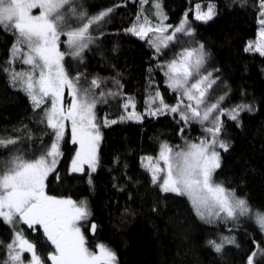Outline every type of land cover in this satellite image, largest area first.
<instances>
[{"label":"trees","instance_id":"16d2710c","mask_svg":"<svg viewBox=\"0 0 264 264\" xmlns=\"http://www.w3.org/2000/svg\"><path fill=\"white\" fill-rule=\"evenodd\" d=\"M154 2L149 0L142 6L140 0H76L77 13H86L85 20L109 8L113 11L100 26L90 29L95 39L84 51L83 62L66 57V65H70L72 75L83 74L82 84L99 78L105 92L122 93L97 105V120L102 125L105 118L119 121L129 97L140 114L146 113L147 101L156 91L165 103L175 105L177 94L168 88L164 70L157 65L167 63L185 47L199 48L203 44L206 63L202 71L211 72L216 81L208 92L209 102L223 96L220 108L226 112L241 104L252 109L240 112L238 123L221 116L220 139L230 147L227 152L221 151V166L214 180L253 208L264 210V56L245 51L258 37L260 0H159L168 25L178 26L187 13L194 29L192 36H183L184 42L172 43L159 54L147 40L127 31ZM208 3L215 6L213 19L207 23L195 20V5L205 10ZM68 23L77 27L81 21L70 16ZM14 42L11 32L0 29V137L18 140L9 149L0 148V160L12 155L10 149H19L26 158L38 157L54 139L46 122H41L43 108L33 110L29 98L11 85L2 70L9 66ZM61 49L66 51V45L62 43ZM14 67L21 70L28 66L17 61ZM70 99L66 90L65 106ZM100 131L95 172H69L76 145L71 143L68 129L61 142L60 164L46 181L49 195L87 202L91 216L81 226L90 250L96 251V245L103 243L116 253L118 264H246L257 245L264 248V233L254 220L239 217L236 221L206 224L186 197L162 193L153 185L142 165V158L157 156L163 143L175 150L186 147V142L199 143L208 135L199 123L185 125L176 114L143 115L141 122L125 120L101 126ZM16 227L20 229V225ZM25 234L36 244L45 264H50L47 255L54 249L43 231L37 226L35 231L25 229ZM224 236L234 237L238 247L225 245L217 253L208 242L219 243ZM12 238L13 229L0 221V262L7 258L5 245ZM255 259L256 264H264V256Z\"/></svg>","mask_w":264,"mask_h":264},{"label":"snow or ice","instance_id":"6c2138e0","mask_svg":"<svg viewBox=\"0 0 264 264\" xmlns=\"http://www.w3.org/2000/svg\"><path fill=\"white\" fill-rule=\"evenodd\" d=\"M148 2L140 0L142 6ZM153 7L157 23H153L142 11L127 31L141 40H147L157 54L177 43L178 34H194L187 13L179 25L173 27L165 24L167 16L159 0ZM259 8V23L262 26L259 38L249 42L245 51H255L264 56V0H260ZM34 9H39V14L34 15ZM112 11L109 8L85 20L86 13H77L76 0H0V29L15 36L7 61L9 66L2 70L9 76L11 85L29 98L33 110L43 108L44 119L41 122H46L54 137L38 157L26 158L19 149H10L12 155L0 160V221L13 229V238L5 245L7 258L0 264H45L36 244L24 236L23 230L17 229L16 226L21 223L34 231L37 226L42 228L43 236L54 249L47 255L50 264H118L116 253L103 243L96 245L97 251L87 246L80 224L91 216L87 202L77 203L71 198H57L46 192L48 176L56 170L62 155L60 143L65 136L66 122H70L71 143L78 145L71 164L74 173H83L84 165L91 172L96 171L101 126L108 127L125 120L141 122L143 115L166 114L178 115L179 121L185 125L199 123L208 134L199 143L186 142V147L179 150L163 143L157 157L142 158V165L150 173L152 184L159 187L162 193L186 197L196 216L206 224L249 217L264 233V210L253 208L246 199L237 197L214 180V174L221 166L217 149L227 152L230 147L229 143L220 139L223 129L221 116L227 115L238 123L240 112L252 109L241 104L226 112L220 108L223 96L216 102H209L208 92L216 81L211 72L202 71L206 63L203 44L199 48L185 47L167 63L157 65L164 70L168 88L177 94L175 105L165 103L160 92L156 91L150 95L144 114L135 111V101L129 97L123 104L124 114L119 121L105 118L101 125L97 120V105L107 103L108 98L119 97L122 93L105 92L101 89L99 78L82 84L83 74L72 75L70 65H66L65 61L66 57H70L83 62L84 51L95 39L90 29L105 22ZM215 14L212 4L207 6V10H203L200 4L195 5L194 19L197 21L207 23ZM70 16L81 21L79 26L69 25ZM62 36L66 37L64 41ZM62 43L66 45V51L61 50ZM17 61L28 66L27 69L16 70L14 65ZM96 89L101 90L97 93ZM66 90L71 98L67 106ZM45 104L48 106L44 107ZM17 143V138L0 137V148L9 149ZM88 183H92L90 175ZM95 231L93 223L91 232L94 234ZM208 243L217 253H221L225 245H236L235 238L227 236L222 237L219 243L214 240ZM25 253L29 254L27 259ZM258 255L264 256V248L260 245L249 254L246 264H256Z\"/></svg>","mask_w":264,"mask_h":264},{"label":"rangeland","instance_id":"374dc122","mask_svg":"<svg viewBox=\"0 0 264 264\" xmlns=\"http://www.w3.org/2000/svg\"><path fill=\"white\" fill-rule=\"evenodd\" d=\"M155 3V2H154ZM154 3H151L150 5H148L147 6V8L146 9H144L143 10V13H144V15H146L153 23H157L158 21H157V18H156V16H155V8L153 7V4ZM160 3V2H159ZM209 4V3H208ZM160 6H161V9H162V11H163V13H164V15H166L165 14V12H164V10H163V8H162V5H161V3H160ZM202 8V7H201ZM205 10H207V9H205ZM33 14L35 15V14H39V9H34L33 10ZM165 24H167V20L165 21ZM261 27L262 26H260V29H261ZM169 31L171 32V30L169 29ZM260 31V30H259ZM183 34H178V42H180V43H182V42H184V39H183ZM259 38V33H258V37H257V39ZM66 39V37H61V40L62 41H64ZM257 39L255 40V41H257ZM254 41V42H255ZM62 50V49H61ZM129 111H132V109L130 108V110ZM136 111V110H135ZM135 121V120H134ZM70 130V134H71V127H70V122H66V128H65V135H66V132H67V130ZM65 137V136H64ZM62 142V141H61ZM168 144V143H167ZM60 149H61V143H60ZM78 149V145H76V150ZM219 152H220V156H221V151L223 150V149H217ZM61 152H62V155L59 157V162H58V164H57V166H56V169H57V167L59 166V164H60V160H61V158H62V156H63V151H62V149H61ZM158 156V155H157ZM157 156H155V157H157ZM155 157H153V158H155ZM74 158H75V156H74ZM71 164H72V162L70 163V165H69V172H71V173H74V172H72L71 171ZM99 165V164H98ZM97 168H98V166H97ZM86 169H88L89 170V172L90 173H93V172H91V170L88 168V166L87 165H84V171L86 170ZM97 170V169H96ZM55 172V171H54ZM53 173V172H52ZM52 173H50V175L52 174ZM49 175V176H50ZM48 176V177H49ZM240 218H245V217H240ZM247 218V217H246ZM253 220V219H252ZM82 223V221L80 222V224ZM18 225H20V230H23V233H24V236H26V234H25V227H23L22 226V223L21 224H18ZM39 227V226H38ZM41 230H42V228H40ZM43 231V230H42ZM81 231L83 232V230H82V226H81ZM26 238H27V236H26ZM85 238H86V236H85ZM86 241H87V238H86ZM100 244V243H99ZM105 245V244H104ZM97 251V250H96ZM25 255V254H24ZM29 256V255H28ZM26 258V257H25ZM28 258V257H27ZM26 258V259H27ZM43 259V258H42ZM44 260V259H43Z\"/></svg>","mask_w":264,"mask_h":264},{"label":"water","instance_id":"95a60500","mask_svg":"<svg viewBox=\"0 0 264 264\" xmlns=\"http://www.w3.org/2000/svg\"><path fill=\"white\" fill-rule=\"evenodd\" d=\"M94 224H95V223H94ZM22 225L25 227L26 230H28V231H33V229L28 228L27 225H24V224H22ZM95 225H96V224H95ZM95 233H96V231H95ZM95 233L93 234V233L91 232V235L94 236ZM27 239H28V238H27ZM28 240L31 241L30 239H28ZM31 242H32V241H31ZM33 243H34V242H33ZM36 247H37V246H36ZM25 254H27V253H25ZM27 255H29V254H27Z\"/></svg>","mask_w":264,"mask_h":264},{"label":"bare ground","instance_id":"6f19581e","mask_svg":"<svg viewBox=\"0 0 264 264\" xmlns=\"http://www.w3.org/2000/svg\"><path fill=\"white\" fill-rule=\"evenodd\" d=\"M26 237V236H25Z\"/></svg>","mask_w":264,"mask_h":264}]
</instances>
